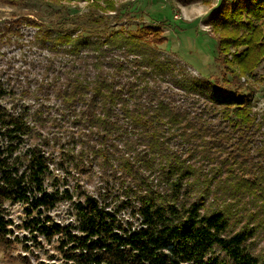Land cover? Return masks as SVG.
Masks as SVG:
<instances>
[{
    "label": "trees",
    "instance_id": "trees-1",
    "mask_svg": "<svg viewBox=\"0 0 264 264\" xmlns=\"http://www.w3.org/2000/svg\"><path fill=\"white\" fill-rule=\"evenodd\" d=\"M199 1L209 4L185 5ZM38 2L58 8L55 26L35 11L0 24V46L28 73L19 89L0 78L3 258L56 242L50 264H264V113L250 84L264 62V0L219 1L206 23L220 81H174L184 98L161 90L167 67L149 52L166 40L160 29L97 35L92 26L119 13L112 0L0 5ZM80 3L85 22L67 26L63 12ZM84 159L100 161L97 194L76 179L47 190L57 169L85 170ZM63 202L66 224L52 217ZM17 203L27 204L20 239L5 207Z\"/></svg>",
    "mask_w": 264,
    "mask_h": 264
},
{
    "label": "rangeland",
    "instance_id": "rangeland-1",
    "mask_svg": "<svg viewBox=\"0 0 264 264\" xmlns=\"http://www.w3.org/2000/svg\"><path fill=\"white\" fill-rule=\"evenodd\" d=\"M119 13H109L104 21L98 26H92L93 31L97 34L108 33L111 30H135L141 27H151L160 29L166 40L162 45L152 46L149 49L151 54H156L157 59L166 65L165 79L161 82V90L167 94L174 92L177 98L182 92L175 86L174 81H181L184 84H196V79L200 80L201 86H207L206 82L220 81V66L216 63V45L212 28L206 23L211 12L216 8L220 0H209V4H203L202 1L185 5L190 0H112ZM58 8L47 7L42 3H33L25 7L16 6L8 7L0 5V24L4 21L13 19L22 13L39 12L42 14V21L49 26H55L56 20L54 13ZM88 9L85 3L77 6H69L63 12L62 20L67 26H72V20L75 16L80 17L85 22L88 16ZM103 15L101 12L96 16ZM27 61V59H26ZM27 67L24 58L19 57L17 51L13 47L0 46V78L7 81L10 86L19 89L25 86L23 74L26 76ZM255 88L256 104L254 110L264 113V62L256 70L255 79L250 82ZM167 89V90H165ZM5 104H8L5 102ZM56 132V131H54ZM61 135L63 132L60 131ZM63 138L62 136L60 137ZM85 170L78 171L71 169V174L57 169L53 176L46 180V188L48 191L59 192L63 188H71L76 179L89 192L97 194V183L100 174L97 162L88 167L89 159H84ZM115 168L108 167V173L114 172ZM67 184V185H65ZM65 186V187H64ZM8 218L12 220L13 230L17 238L25 236V233L17 226L20 225L25 217L24 208L27 204H6ZM52 217L62 224L71 222L72 215L68 203H60L52 212ZM43 242V241H42ZM258 248L263 242H258ZM31 246V243H27ZM56 242L46 244L43 247L24 252L22 246L17 244L11 252L10 260L3 258L0 252V264H23L22 256H26L31 264H50L49 256L58 254L53 247Z\"/></svg>",
    "mask_w": 264,
    "mask_h": 264
}]
</instances>
